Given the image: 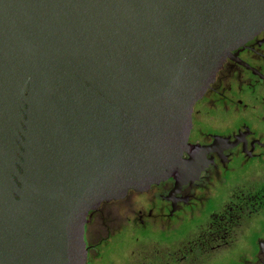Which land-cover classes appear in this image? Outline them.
Segmentation results:
<instances>
[{"label":"water","instance_id":"water-1","mask_svg":"<svg viewBox=\"0 0 264 264\" xmlns=\"http://www.w3.org/2000/svg\"><path fill=\"white\" fill-rule=\"evenodd\" d=\"M264 0H0V264H87V215L184 170L194 104Z\"/></svg>","mask_w":264,"mask_h":264},{"label":"flooded vegetation","instance_id":"flooded-vegetation-1","mask_svg":"<svg viewBox=\"0 0 264 264\" xmlns=\"http://www.w3.org/2000/svg\"><path fill=\"white\" fill-rule=\"evenodd\" d=\"M184 170L87 215V264H264V29L194 104Z\"/></svg>","mask_w":264,"mask_h":264}]
</instances>
